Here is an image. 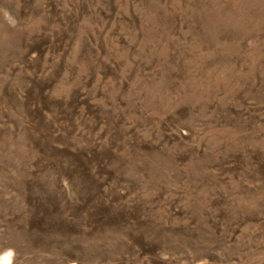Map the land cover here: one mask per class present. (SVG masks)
<instances>
[{
    "label": "rangeland",
    "instance_id": "rangeland-1",
    "mask_svg": "<svg viewBox=\"0 0 264 264\" xmlns=\"http://www.w3.org/2000/svg\"><path fill=\"white\" fill-rule=\"evenodd\" d=\"M264 264V0H0V254Z\"/></svg>",
    "mask_w": 264,
    "mask_h": 264
},
{
    "label": "clouds",
    "instance_id": "clouds-1",
    "mask_svg": "<svg viewBox=\"0 0 264 264\" xmlns=\"http://www.w3.org/2000/svg\"><path fill=\"white\" fill-rule=\"evenodd\" d=\"M15 252L12 249L6 250L3 254H0V264H13V258Z\"/></svg>",
    "mask_w": 264,
    "mask_h": 264
}]
</instances>
